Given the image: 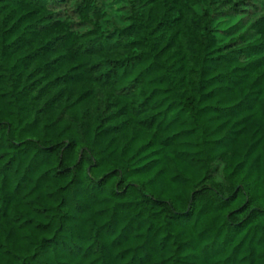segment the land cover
I'll return each mask as SVG.
<instances>
[{
  "label": "trees",
  "instance_id": "16d2710c",
  "mask_svg": "<svg viewBox=\"0 0 264 264\" xmlns=\"http://www.w3.org/2000/svg\"><path fill=\"white\" fill-rule=\"evenodd\" d=\"M0 264H264V0H0Z\"/></svg>",
  "mask_w": 264,
  "mask_h": 264
}]
</instances>
